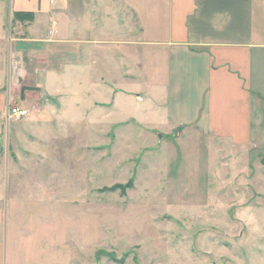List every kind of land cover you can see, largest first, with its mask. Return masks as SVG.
Here are the masks:
<instances>
[{
	"label": "rangeland",
	"instance_id": "1",
	"mask_svg": "<svg viewBox=\"0 0 264 264\" xmlns=\"http://www.w3.org/2000/svg\"><path fill=\"white\" fill-rule=\"evenodd\" d=\"M18 93L28 113L9 119L20 100L0 92L4 264H264L262 157L194 125H145L156 115L134 99L92 117Z\"/></svg>",
	"mask_w": 264,
	"mask_h": 264
},
{
	"label": "crops",
	"instance_id": "2",
	"mask_svg": "<svg viewBox=\"0 0 264 264\" xmlns=\"http://www.w3.org/2000/svg\"><path fill=\"white\" fill-rule=\"evenodd\" d=\"M20 86L92 117L134 99L156 115L145 125H194L263 160L264 0H0L4 102Z\"/></svg>",
	"mask_w": 264,
	"mask_h": 264
},
{
	"label": "built area",
	"instance_id": "3",
	"mask_svg": "<svg viewBox=\"0 0 264 264\" xmlns=\"http://www.w3.org/2000/svg\"><path fill=\"white\" fill-rule=\"evenodd\" d=\"M28 113V109L26 106H20V105H7L5 111H4V116L6 118H21L25 116Z\"/></svg>",
	"mask_w": 264,
	"mask_h": 264
},
{
	"label": "trees",
	"instance_id": "4",
	"mask_svg": "<svg viewBox=\"0 0 264 264\" xmlns=\"http://www.w3.org/2000/svg\"><path fill=\"white\" fill-rule=\"evenodd\" d=\"M13 17L19 20H26V19H32L33 15L29 12H15ZM263 163H264V159H263Z\"/></svg>",
	"mask_w": 264,
	"mask_h": 264
}]
</instances>
